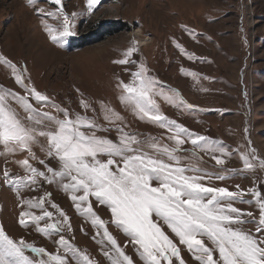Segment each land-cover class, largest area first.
Wrapping results in <instances>:
<instances>
[{"label":"snow or ice","instance_id":"obj_1","mask_svg":"<svg viewBox=\"0 0 264 264\" xmlns=\"http://www.w3.org/2000/svg\"><path fill=\"white\" fill-rule=\"evenodd\" d=\"M26 2L41 17L44 31L54 43L63 47L66 38L75 34L73 19L77 14L65 12L61 0H51L59 6L56 11L36 7L37 0ZM98 3L99 0H87V10L91 12ZM44 17L56 18L60 27L50 25ZM182 28L195 39L193 30ZM176 47L185 51L178 43ZM137 51L134 44L124 52L123 59L113 62L135 63L129 58ZM0 60L11 68L15 82L25 93L0 88V155L7 158L24 154L12 161L23 175L12 173L7 160L0 174L22 209L18 224L25 229L34 227L50 239L58 237L54 240L55 251L49 252L23 237L14 238L0 224V264H99L87 249L75 243L71 218L52 201L51 192L27 199L22 195V189L39 191L45 184H55L66 193L75 211L96 229L92 239L102 246L101 252L110 264H135L125 252L128 244L143 264H186L181 245L196 264H264V195L252 187L247 194L253 200L244 201L246 193L238 185L237 191L210 187L207 181L212 176L218 180L226 176L222 172L209 173L200 166L207 155L223 168L226 158L235 153L243 164L239 171L253 175L264 172V158L250 139H245L243 148L229 151L222 140L191 131L168 118L157 96L176 107L193 106L187 104L179 90L169 94L158 87L160 82L149 74L143 62L131 73V81L125 83L117 77L118 99L140 121L166 129L170 143L155 136L141 138L139 133L128 131L124 116L115 108L101 100L97 109L82 93L79 106L83 112L63 107L25 82L26 66L20 68L2 56ZM181 71L197 78L195 72ZM13 102L23 115L12 106ZM88 111L93 115H87ZM100 117L106 123H100ZM113 129L117 133L115 140L97 134ZM243 131L248 133V128ZM189 143L190 149L184 147ZM36 148L43 158L37 155ZM93 198L110 211V221L94 210ZM237 200L254 202L258 216L235 207ZM108 223L128 237L123 247L109 231ZM250 223L254 228L245 227Z\"/></svg>","mask_w":264,"mask_h":264},{"label":"rangeland","instance_id":"obj_2","mask_svg":"<svg viewBox=\"0 0 264 264\" xmlns=\"http://www.w3.org/2000/svg\"><path fill=\"white\" fill-rule=\"evenodd\" d=\"M61 2L65 12L77 14L73 19L75 34L66 38L63 47L49 38L41 17L26 0H0V56L20 68L26 66L23 73L26 83L72 111L83 112L79 106L81 93L97 109L102 100L124 116L128 131L139 133L141 138L155 136L163 143H170L166 129L140 121L118 99L117 77L125 83L131 81V73L143 62L149 74L160 82L158 87L162 86L169 94L171 90H179L187 104L193 106L176 107L157 96L161 111L168 118L191 131L222 140L229 151L243 148L248 138L264 158V0H99L91 12L87 10V0ZM36 7L56 11L59 6L51 0H37ZM44 18L50 25L60 27L56 18ZM182 26L193 30L195 39ZM138 27L152 37L149 43L141 44L135 33ZM177 43L185 51L177 48ZM134 44L138 51L129 59L135 63L113 62L123 59L124 52ZM189 55L193 58L189 59ZM181 69L197 73V78ZM0 88L25 94L3 60H0ZM12 106L23 115L18 105L13 102ZM47 110L54 112L52 108ZM87 115L93 113L88 111ZM99 122L106 123L102 117ZM245 127L248 133L243 131ZM97 134L113 140L117 137L114 129ZM184 147L190 149L191 145ZM34 150L43 158L39 148ZM23 155L7 158L0 155V170L5 168L7 160V168L12 173L23 175V170L12 163ZM204 161L200 166L209 173L222 172L226 176L224 180L212 176L208 186L237 191L238 185L246 193L244 201L253 200L247 194L252 187L264 195V172L253 175L239 171L243 164L237 154L226 158L223 168L207 155ZM223 169L238 171L224 172ZM21 192L26 199L51 192L52 201L71 218L75 243L87 249L99 264H110L101 252L102 246L92 239L96 229L75 211L68 195L55 184H45L39 191L22 189ZM92 205L105 221L111 220L110 211L94 198ZM234 206L258 216L254 202L237 200ZM21 210L17 197L3 183L0 174V224L14 238L23 237L35 246L54 252V240L58 237L50 239L37 233L34 227L22 228L18 224ZM107 226L123 247L128 237L112 223ZM245 227L254 228V224ZM180 247L186 264H196L186 247ZM125 252L133 257L135 264H143L131 244L125 247Z\"/></svg>","mask_w":264,"mask_h":264},{"label":"bare ground","instance_id":"obj_3","mask_svg":"<svg viewBox=\"0 0 264 264\" xmlns=\"http://www.w3.org/2000/svg\"><path fill=\"white\" fill-rule=\"evenodd\" d=\"M135 33L140 37L139 41L141 42V44H147V43H149L152 40V37L150 35L144 34L143 29L141 27H138L136 29ZM59 68L61 69L62 67H59ZM70 74L72 75V73H70Z\"/></svg>","mask_w":264,"mask_h":264}]
</instances>
